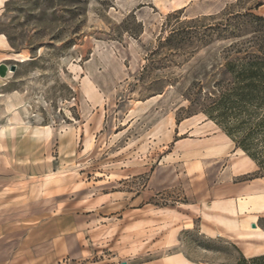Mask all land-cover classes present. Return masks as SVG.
I'll return each instance as SVG.
<instances>
[{
    "label": "rangeland",
    "instance_id": "1",
    "mask_svg": "<svg viewBox=\"0 0 264 264\" xmlns=\"http://www.w3.org/2000/svg\"><path fill=\"white\" fill-rule=\"evenodd\" d=\"M1 58L0 264L264 247V211L235 197L264 177V99L231 135L188 100L230 82L226 62H264V0H0Z\"/></svg>",
    "mask_w": 264,
    "mask_h": 264
},
{
    "label": "trees",
    "instance_id": "2",
    "mask_svg": "<svg viewBox=\"0 0 264 264\" xmlns=\"http://www.w3.org/2000/svg\"><path fill=\"white\" fill-rule=\"evenodd\" d=\"M226 66L230 71L232 70L230 82L222 84L223 80H216L213 85L215 92H206L203 91L201 82L194 80L190 85L188 100L189 111L199 109L231 135L225 127L227 120L246 112L249 105L260 103L264 99V62L240 61V68L236 71L233 70L235 67L233 61L226 62ZM242 148L256 161L254 155L249 153L245 146L242 145ZM243 259L244 264H264V254L251 257L248 261Z\"/></svg>",
    "mask_w": 264,
    "mask_h": 264
},
{
    "label": "crops",
    "instance_id": "3",
    "mask_svg": "<svg viewBox=\"0 0 264 264\" xmlns=\"http://www.w3.org/2000/svg\"><path fill=\"white\" fill-rule=\"evenodd\" d=\"M6 59L8 58L0 59V74H2L3 72L2 61ZM244 163L245 165H243ZM234 169H236V172L233 174L235 177L243 176L245 174L253 172L256 169V164L254 163L252 159L247 157V159L245 158ZM239 196L243 198L242 200L239 201L240 211L245 212L244 210L249 208L250 206V208L254 209L250 213L254 216L253 218L254 220H258L259 217H262L261 212L264 211V177H260V176L255 177L250 182H247L246 184H244L241 193H237L235 195L236 198L237 197L239 198ZM234 204L236 205V203ZM235 209L237 210V206H235ZM230 220L233 221L234 219H230ZM248 223L251 225L254 222L253 220H249ZM208 229L210 231H214L213 228H208ZM241 251H242V255L248 258V257H253L256 255L264 254V247L257 249V250L256 249L253 250L250 246H243L241 248ZM122 261L124 260H121L119 262H122ZM119 262L117 264H120ZM125 262L127 264H205V263L194 262L190 260L186 255H184L180 251H170L156 258L143 261V262H137V263H129L128 261H125Z\"/></svg>",
    "mask_w": 264,
    "mask_h": 264
},
{
    "label": "bare ground",
    "instance_id": "4",
    "mask_svg": "<svg viewBox=\"0 0 264 264\" xmlns=\"http://www.w3.org/2000/svg\"><path fill=\"white\" fill-rule=\"evenodd\" d=\"M245 158L247 159V157L245 156ZM249 160V159H248ZM243 165H245V163L243 164ZM242 167V166H241ZM239 168V167H238ZM258 198V197H257ZM249 227L252 229V230H259V227H251V225L249 224Z\"/></svg>",
    "mask_w": 264,
    "mask_h": 264
},
{
    "label": "water",
    "instance_id": "5",
    "mask_svg": "<svg viewBox=\"0 0 264 264\" xmlns=\"http://www.w3.org/2000/svg\"><path fill=\"white\" fill-rule=\"evenodd\" d=\"M12 69H13V68H12ZM251 226H252V227H255L256 224L252 223ZM120 264H127V263H126L125 261H122V262H120Z\"/></svg>",
    "mask_w": 264,
    "mask_h": 264
}]
</instances>
